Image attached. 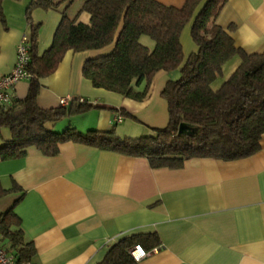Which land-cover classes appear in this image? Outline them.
I'll return each mask as SVG.
<instances>
[{"label":"crops","instance_id":"crops-1","mask_svg":"<svg viewBox=\"0 0 264 264\" xmlns=\"http://www.w3.org/2000/svg\"><path fill=\"white\" fill-rule=\"evenodd\" d=\"M31 0H2L0 22V77L10 71L16 45L29 36L26 10ZM74 1V0H73ZM83 0L67 8L68 15L88 22L79 10ZM180 7L185 0H156ZM30 17L40 23L37 50L47 49L59 24L58 9L33 6ZM215 23L229 30L236 46L246 52L264 51V0H226ZM146 36V35H145ZM140 42L151 49L152 39ZM186 56L195 50L190 22L180 34ZM104 50V49H103ZM103 50H67L54 71L39 78L36 103L41 108L60 105L59 99L84 97L124 108L136 120L116 122V110L92 108L68 115L47 126L60 130L68 124L78 130H106L119 136L148 134L167 123V103L161 91L177 71H157L143 99L96 88L82 76L83 61ZM239 63L234 56L223 66V76ZM29 79L7 90L8 101L24 98ZM7 101V102H8ZM8 139L7 128L0 129ZM15 182L21 191L0 197V211L14 203L25 236L35 248L31 264H93L108 244L131 232H155L159 242L139 264H264V133L259 149L245 157L222 160L193 157L179 168L149 165L144 157L103 150L67 140L54 155L28 147L25 154L0 160V186Z\"/></svg>","mask_w":264,"mask_h":264},{"label":"trees","instance_id":"trees-1","mask_svg":"<svg viewBox=\"0 0 264 264\" xmlns=\"http://www.w3.org/2000/svg\"><path fill=\"white\" fill-rule=\"evenodd\" d=\"M1 1L0 22L4 23ZM225 1L185 0L175 7L156 0H84L77 13L87 12L89 21L81 22L77 14L68 15L72 0H31L26 10L29 87L24 98L0 105V129L10 132L8 139L1 140L0 160L22 156L31 146L42 154L54 155L59 144L67 140L144 157L153 168H179L193 157L231 160L256 152L264 133V51H244L235 45L229 30L215 23ZM33 6L58 9L61 15L50 46L41 54L37 50L40 23L30 17ZM189 22L195 50L185 56L180 34ZM143 35L153 40L151 49L140 42ZM101 49L102 53L83 61L82 76L96 88L134 100L144 98L157 71H177L161 91L167 103L165 126L152 127L148 134L137 136H119L114 126L85 131L70 124L60 130L47 126L92 108L116 110L121 120H136L124 108L84 97H72L67 104L53 108L36 103L39 78L52 73L67 50ZM234 56L239 57V63L215 87L223 76L224 64ZM180 123L187 128L183 133L178 132ZM17 191L21 189L15 182L9 188L0 186V197ZM21 197L0 211V246L12 256L13 264H31L35 248L14 212ZM158 242V235L150 231L119 236L93 264H139L130 249L139 244L148 252Z\"/></svg>","mask_w":264,"mask_h":264},{"label":"built area","instance_id":"built-area-1","mask_svg":"<svg viewBox=\"0 0 264 264\" xmlns=\"http://www.w3.org/2000/svg\"><path fill=\"white\" fill-rule=\"evenodd\" d=\"M28 41L29 36L23 35L16 45V57L15 62L10 71L0 77V105L8 100L7 90L11 88L18 80L23 78H29L30 74L26 71V66L29 61L28 54ZM82 100V98H80ZM68 98L61 97L59 99L60 104H67ZM116 122L121 121V116L116 113L114 117ZM130 254L135 261H140L147 252L139 245L135 244L130 249ZM0 264H13L12 256L0 246Z\"/></svg>","mask_w":264,"mask_h":264},{"label":"water","instance_id":"water-1","mask_svg":"<svg viewBox=\"0 0 264 264\" xmlns=\"http://www.w3.org/2000/svg\"><path fill=\"white\" fill-rule=\"evenodd\" d=\"M187 130V128L184 126L183 123H180L179 126H178V132L179 133H183Z\"/></svg>","mask_w":264,"mask_h":264},{"label":"rangeland","instance_id":"rangeland-1","mask_svg":"<svg viewBox=\"0 0 264 264\" xmlns=\"http://www.w3.org/2000/svg\"><path fill=\"white\" fill-rule=\"evenodd\" d=\"M78 1H79V0H74V1L72 0L73 3H71V4H72L71 6L77 4ZM83 1H84V0H83ZM83 1H82V2H83ZM142 38L145 39L146 41H150V38H149L148 36L143 35ZM125 119H127V118H125Z\"/></svg>","mask_w":264,"mask_h":264}]
</instances>
